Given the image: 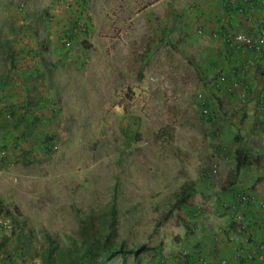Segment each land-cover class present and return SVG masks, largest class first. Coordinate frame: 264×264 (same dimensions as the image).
<instances>
[{"label": "rangeland", "instance_id": "rangeland-1", "mask_svg": "<svg viewBox=\"0 0 264 264\" xmlns=\"http://www.w3.org/2000/svg\"><path fill=\"white\" fill-rule=\"evenodd\" d=\"M68 1L0 0V200L31 232L0 213L3 264H47L51 239L80 247L113 205L117 241L147 246L127 264H264L240 257L264 241L263 77L222 78L228 0Z\"/></svg>", "mask_w": 264, "mask_h": 264}, {"label": "trees", "instance_id": "trees-1", "mask_svg": "<svg viewBox=\"0 0 264 264\" xmlns=\"http://www.w3.org/2000/svg\"><path fill=\"white\" fill-rule=\"evenodd\" d=\"M245 1V0H244ZM70 38L74 37V34H69ZM205 107L209 108L206 104ZM11 111V110H10ZM8 110L7 114H10ZM170 134L169 131H161L159 135H164L168 137ZM171 136V135H170ZM236 160H237V170L241 171L243 168L253 164V158L251 152L246 148H238L235 152ZM236 184L233 182L232 184ZM191 187L184 188L181 191L180 201L184 202L188 200L191 196ZM232 190V189H231ZM245 193L244 191H242ZM237 193V192H236ZM235 193V194H236ZM242 197H249L248 202H253L250 196L242 195ZM245 197V198H246ZM242 199V198H241ZM247 199V198H246ZM244 199V200H246ZM2 201L0 200V213H5L10 220V227L12 228V234H15V228L22 229V233L18 235V240L22 239L27 234H30V230H26L25 225L21 224L17 217L9 210H4L2 207ZM197 209H192V212L197 214ZM251 216V214H249ZM253 217V215H252ZM117 209L116 206L113 205L109 213L106 214L105 218L101 217V222L103 224V228L96 227V218H91L89 223L91 230L84 234V239L82 241V245L80 247L69 248L67 249L68 253L63 252L64 250L58 243H56L53 239L49 244L48 249L46 250L45 261L47 264H102L107 259H109L114 254H121L123 257V264H127V255L128 253H132L136 255L137 253L145 250L147 248L146 245H137L136 248H128L125 247L123 243H119L116 238L117 234ZM234 224L236 226L238 223L235 221ZM249 236L251 237L250 233ZM6 236H4V239ZM4 240H2L3 242ZM1 246V241H0ZM17 253V252H16ZM4 260H12V255H7L4 257H0V264L4 263ZM242 260L245 261L244 256H242ZM264 263V261H263Z\"/></svg>", "mask_w": 264, "mask_h": 264}, {"label": "crops", "instance_id": "crops-1", "mask_svg": "<svg viewBox=\"0 0 264 264\" xmlns=\"http://www.w3.org/2000/svg\"><path fill=\"white\" fill-rule=\"evenodd\" d=\"M222 9L221 12L223 13V18L227 16V21L220 23L219 25H213V35H216L219 38H222V34L229 38L231 34L243 32L250 35H258L261 33L262 29L264 28V0H228L222 1ZM257 11L263 13L262 15L257 13ZM261 15V17H257L253 14ZM230 44V43H229ZM226 41V45L230 47V45ZM233 53H229L231 59V68L232 71H229V75H224L222 78L228 77L232 84L236 85V80L238 75L240 74H247L249 75V81L244 82L245 87L248 88L249 83H251V89L254 88L255 84H262L260 81V77H263V113L259 114V117L264 116V54L256 53L252 50H242L236 47ZM240 49V50H239ZM262 66V70L260 69ZM254 83V84H253ZM219 86V84H218ZM258 89L260 86L257 87ZM246 114L243 113L240 117H245Z\"/></svg>", "mask_w": 264, "mask_h": 264}, {"label": "built area", "instance_id": "built-area-1", "mask_svg": "<svg viewBox=\"0 0 264 264\" xmlns=\"http://www.w3.org/2000/svg\"><path fill=\"white\" fill-rule=\"evenodd\" d=\"M245 1H249V0H245ZM61 2L62 3L64 2V4H66L67 7L72 6V8H74L73 7L74 5H71V2L68 0H61ZM87 11L89 12L86 14L87 18L75 19L74 25L71 27L69 34H74V37H79L82 34L87 35L88 32H90L92 23L90 22L91 19H88V17L90 18L92 17V12L91 10H87ZM74 37L70 38L68 34H66V36L64 37L63 43L67 48L72 46ZM228 43L242 50L248 49L259 54L260 53L264 54V28L262 29L261 33L258 35H250L243 32L231 34L228 38ZM263 74H264V68H263ZM9 115L10 114H8V116ZM1 151H3L2 156H5L6 150L3 149ZM243 199L246 198L243 197ZM242 256H244V258H247L249 260H264V241L259 243H253L251 244L250 247H248V249L245 248L241 249L240 257Z\"/></svg>", "mask_w": 264, "mask_h": 264}]
</instances>
